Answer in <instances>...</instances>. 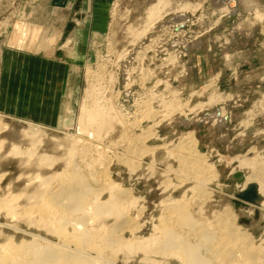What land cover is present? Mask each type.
<instances>
[{
  "label": "rangeland",
  "instance_id": "obj_1",
  "mask_svg": "<svg viewBox=\"0 0 264 264\" xmlns=\"http://www.w3.org/2000/svg\"><path fill=\"white\" fill-rule=\"evenodd\" d=\"M228 1L108 0L95 6L96 22H77L78 34L73 37L67 30L68 23L76 21L70 15L71 3L65 9L52 7L51 0H0V74L7 50L63 58L69 64V83L56 125L0 113V198L9 201L12 197L14 205H24L28 197L40 192V179L52 177L53 186L65 183L76 164L77 175L92 190L84 210L77 214L88 227L126 224L124 230L114 226L116 237L131 241L134 236L159 237L163 224L170 223L165 217L177 205V212L189 210L198 224L211 226L215 240L220 241L225 230L217 214L227 208L239 233L250 234L256 246L264 247V196L258 192L256 203L243 201L245 207L233 203L239 201L237 195L250 175L247 168L237 169L235 162L264 157V10L254 0H231L235 6L225 8ZM154 5L160 9L159 16L149 20L146 15ZM180 15L187 20L175 27ZM183 43L190 48L185 49ZM220 110L225 114L223 124L203 119ZM90 112L94 116L89 120ZM95 113L99 121L108 119V124L99 125ZM186 119L192 122L182 129ZM30 124L40 131L39 145L24 136ZM188 132L194 138L199 167L179 160L188 152L180 145ZM34 143L36 150L29 147ZM12 145L22 152L27 147L35 152L26 151L27 158L24 153L11 155ZM237 171L241 179L232 177ZM110 193L130 200L119 206L127 220L121 216L118 221V210L117 215L114 211L92 215L93 201L103 203ZM7 200L9 205L12 200ZM4 202L0 203V223L8 219ZM31 226L20 222L17 227L36 232ZM173 229L188 231L181 223ZM8 236L16 244L21 238L10 231L0 233L1 247ZM188 240L192 241L189 236ZM213 245L217 244L210 242L209 248ZM127 246L110 248L111 253L107 249L105 259L115 260L114 264H140L143 251ZM213 249L209 264H225ZM175 254L170 250L152 256L180 264ZM257 262L264 264V254Z\"/></svg>",
  "mask_w": 264,
  "mask_h": 264
},
{
  "label": "bare ground",
  "instance_id": "obj_2",
  "mask_svg": "<svg viewBox=\"0 0 264 264\" xmlns=\"http://www.w3.org/2000/svg\"><path fill=\"white\" fill-rule=\"evenodd\" d=\"M222 1H223V3L225 2V0H222ZM230 1L231 0H229L228 2L225 3V5H224L225 8L227 6L230 8L235 6V3H234L235 1H233V2H230ZM65 6L68 7V4ZM156 6L154 5V9L150 10L149 14L146 15L148 18H150L149 20L158 18L160 9L158 10V8H156ZM179 17H181V19ZM179 17H177L176 20L178 18L179 19L176 22H174V23H176L175 27L183 25L184 22L187 20V18L183 17V15H180ZM171 21L173 22V20H171ZM184 44L185 43H183V45ZM186 44H185L184 48L185 49H188V47L190 48V46H187ZM83 111H84V109H83ZM89 114L90 115H88V113H87V116L89 117V120H90L91 116H94V115H92L91 112ZM97 114H96V116H97ZM100 114L101 113H99V115ZM102 114H103V112H102ZM224 115H225L224 112L222 110H220L219 112L217 111L213 114H205L203 119L208 120V121L212 120V123L215 122L216 124L221 125L224 123V121H223ZM103 116H101V118ZM98 117H100V116H97V120L99 121ZM93 118H96V117H93ZM103 119H102L103 121L101 119L99 121V123H100L99 125H101V126H102V123L103 124L105 123L106 125L108 124V123H106V122H108V119L106 121H105L104 117H103ZM112 119H113V117H112ZM203 119L199 120L198 122L201 123ZM79 120L82 121V118ZM97 120H96V122H97ZM110 121L111 120H109V122ZM191 122L192 121H190L189 119H186L184 121L185 125H182L181 128L183 129V128L188 127L187 125ZM96 125H97V123H96ZM24 131H23L24 136L27 135L28 137L33 138V139L27 138L30 140V143H32L33 141H35L37 145H39V143H41L38 139V137L39 138L41 137V136H38V133L40 131L36 126H31V124H30L28 129L24 130ZM35 135H37L36 139H35ZM66 138H68V137H66ZM37 139H38L39 143L36 141ZM31 140H33V141H31ZM73 141L74 140H72L70 142L72 143ZM0 143H2V142L0 141ZM75 143L77 144V142H75ZM75 143L73 144V148L75 147ZM194 143L195 142H194V138L192 136V133L188 132L186 134V136H184L182 138V141L180 143V145H182L181 148L187 149L188 152L186 154H183V156H181V157L179 156V160L181 162H184L185 164L193 163V164H195L194 166L199 167L200 158H199V155L197 154V150L195 149ZM31 145L35 146V143L31 144ZM34 146H29V147H32V148H34V150H36L37 147L35 146L36 147L35 148ZM29 147H27V149H24L23 150L24 152H22L21 150H19V148L17 149L16 146L12 145L11 149L9 150V153H11V155L12 154L13 155H15V154L16 155H22L24 153V155L26 156L25 152L26 151L29 152V150H30V149L28 150ZM34 152L31 151L30 153L34 154ZM74 154H75L74 152H71V155H74ZM35 156H36V154H35ZM36 157H38V156H36ZM260 157L256 155V157H253V158H241V159L237 160L234 165L237 169H239V168L249 169L250 175L245 177L243 184L247 185L250 183H256L257 184L256 185L257 186V193L259 192L261 195L264 196V157L263 156H262V158H260ZM26 158H27V156H26ZM40 158H42V157H40ZM40 158H39V160L41 161ZM29 159H30V157H29ZM42 159L44 160V158H42ZM39 160H37V161H39ZM45 160H47V159H45ZM38 164H39V162H38ZM47 164H49V163H47ZM44 166H45V164H44ZM72 169H73L72 170L73 172H71V174L73 173V176H70V180H66L65 183L64 182H62V183L61 182L60 183L55 182V185L53 186V184L50 185V183H49L50 182L49 180L52 177L51 178L50 177L42 178L43 180L40 179V181H39V182H41L40 185L36 182L37 185H39L38 189H41V190H39L40 192H37V194H34L33 196L28 197L29 198L27 200L28 203H25L24 205H22L20 203H19L20 204L19 206H17L18 204L14 205L12 203L14 201V198L12 200L11 199L12 197L10 198V200H12L11 202H9L10 200L8 201L6 197H4L2 199L0 198V203L4 202V200L6 199L10 203L9 205H11V207H10L8 204H6L7 203L6 201L4 202L6 204L5 205L6 207L4 208V210H5L4 214H6L8 216V219L6 220L7 222L0 223V233H3V232L7 233V231L8 232L10 231V233L12 232L13 235H20L21 236V238H19L21 241L19 240L18 244L15 243L14 237H13L14 238L13 239L12 237H9V236H8V238H6V242H3L5 244L1 243L2 247L0 246V264H103V263L104 264L105 263L106 264H114L115 260H113V261L107 260L108 258L105 257L104 254H108V253H104V252L107 249L109 250L110 248L116 249L115 246L118 248V247H126L128 245L127 246V249H128V247H129L128 243H131L130 244L131 250H133V248H134L136 251H138L139 249L141 250V252L143 251L144 255L141 259H139L140 264H170V262H168V261L163 262L160 259L157 260L158 258L156 259L154 256H152L155 254H158V255L163 254L164 255V253L166 251H170V250L177 252L178 256H176V254H175V257H178L179 259H181L180 264H209V261L211 260V259L209 260V258H210L209 253L211 252L210 250L213 249V246H214L213 252H215L213 254H215L216 256L218 255V256L222 257L224 261L220 257L218 258V260L221 259L222 263L226 262L225 264H230V262H232V264H235V263L236 264H259V262H257V261L262 259V256L264 254V247L262 245L256 246L254 243V239L251 237L250 234H247V233L245 234L244 232H243L244 234L239 233L240 232L239 227L234 226L233 223L231 222L230 219H231L232 213L227 208H224L221 212L219 211L220 213L217 214V217H218L217 221L221 225H223V226H221V225L220 226L225 230V232H224L225 238H223L224 237L223 236L222 237L223 240L219 239L220 241L215 240L217 238H215L213 236L214 232L211 231V228H209L211 226H207L208 225L207 223H206L207 225L205 223L198 224L196 221H194L191 218L190 213H188L189 210H188V212H186L185 210L182 211V209H181L182 212H180V211L177 212L179 210L177 207H180V206H177L174 204H173L174 205L173 208L169 205L172 209V212L170 213L169 217H165V220H166V218H169L168 220L170 221V223H164L163 224L165 226L163 228L161 227L162 232H161V236H159V237L150 236V237L143 239L139 236H134V238L132 237V241H131V240L122 239V237L119 238L120 236L116 237L114 234V231L116 230V229H114L115 225H113L112 227H111V225L110 226H106V225L105 226L104 225L98 226L97 225V228L96 227L92 228V226L88 227L86 222H83V220H82L83 217L81 218L77 214L79 211H81L83 209V207H84L83 203L86 199L87 194L90 192L91 189H89V186L86 183L87 181L85 182L83 180V178H81L79 175H77L78 168H77L76 164L73 165ZM196 172H198V171H196ZM96 190H98V189H96ZM117 191H115V193ZM96 192L97 191H95V193ZM34 193H36V192H34ZM111 194L112 193H110V195L108 197L109 199H107V201L105 200V202H103V203H102V201H101V203H99V202L96 203V201H93V203H92L93 206L92 207L90 206L92 209H94V212H93L94 214H92V215L93 216L97 215L98 217L101 215H106V214L111 215V214H109L110 211H114V213L116 214L117 210H118V213L120 216L118 217L119 219L118 218L117 219H118V221H120L121 220L120 217L122 216L124 219L126 214L124 215V213L121 214L119 212L121 210L119 208V206H121V205L124 206V204L130 203V202H128L130 200L128 198L126 200H123V197H122L123 195H121V194H119L118 196H115V194L114 195L113 194L111 195ZM26 197H27V195H26ZM37 199H38V201H37ZM30 200H32V201H30ZM94 200H96V199H94ZM35 201H37L38 204H36ZM124 202H126V203H124ZM12 204H13V206H12ZM1 205H0V210L2 207ZM35 205H37V206H35ZM105 207L106 208L109 207L108 208L109 210L106 209L108 212L105 210ZM161 208H162V206H161ZM168 209L170 210V208H168ZM164 210L165 209H163L162 211H164ZM2 211H3V208H2ZM89 212H87V213H89ZM167 213L168 212L166 210V214ZM84 215H86V212L84 213ZM11 220H14L15 223H11L12 222ZM124 220H127V219L125 218ZM20 222H23V224H27L29 226H31V225L34 226L36 228L35 229L36 232L26 231L23 228L21 229L20 227H17L18 223H20ZM177 223L179 225H180V223H181V225H184V227H186V229H188V231L183 232V233H180V232L178 233V232L174 231L173 226L177 225ZM124 225H126V224H123V226ZM19 226H20V224H19ZM117 226H115V228H117ZM120 226H121V224L119 225V227ZM123 226H121L119 229H121ZM125 228L127 229V227H125ZM125 228L123 227V229H121V230H124ZM154 229H158V228H154ZM102 230L106 231L107 233L106 232L101 233ZM212 230H213V228H212ZM41 232L48 234V235L54 237L55 239L54 238L51 239L49 237H46V236H44L45 234L42 235ZM111 232L114 235H112ZM6 236H7V234H6ZM26 236L29 238V241L26 240V238H27ZM188 236L191 238L192 241L188 240ZM263 237H264V235H263ZM4 239H5V237H4ZM262 241H263V243H261V244L264 245V238ZM210 242L213 244L215 242L217 245H213L212 248L210 249L209 248ZM132 244H134V246ZM131 245L133 246V248ZM114 249H112L113 253L115 252ZM120 250L121 249L119 248V252H121ZM136 251H134V252H136ZM109 252L111 253L112 251L109 250ZM117 253L118 252H115V254H117ZM109 255H107V256H109ZM163 255H161V256H163ZM112 257H113V254H112ZM105 258H107V259H105ZM114 258H115V256L112 259H114ZM213 259H214V257H213Z\"/></svg>",
  "mask_w": 264,
  "mask_h": 264
},
{
  "label": "crops",
  "instance_id": "obj_3",
  "mask_svg": "<svg viewBox=\"0 0 264 264\" xmlns=\"http://www.w3.org/2000/svg\"><path fill=\"white\" fill-rule=\"evenodd\" d=\"M107 2L72 0L71 3L68 0L67 4L71 3L73 11L70 15L73 14L76 21L71 20L67 30L74 37L78 34V21L86 20L87 24L96 22L95 6ZM254 3L264 10L263 1L254 0ZM68 66V60L63 58L43 57L24 51H5L0 74V113L44 125H56L69 83ZM50 76H55V79Z\"/></svg>",
  "mask_w": 264,
  "mask_h": 264
},
{
  "label": "water",
  "instance_id": "obj_4",
  "mask_svg": "<svg viewBox=\"0 0 264 264\" xmlns=\"http://www.w3.org/2000/svg\"><path fill=\"white\" fill-rule=\"evenodd\" d=\"M67 2L68 0H51V5L58 8H64ZM199 124L200 123H198V125ZM241 176V173L238 171L232 173V177L235 179H241ZM257 194V186L253 183L247 184L245 189L237 195V199H239V201L233 200L234 207H245L246 202L250 204H255L256 200L258 199ZM243 201L245 203H243Z\"/></svg>",
  "mask_w": 264,
  "mask_h": 264
}]
</instances>
